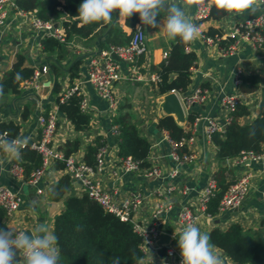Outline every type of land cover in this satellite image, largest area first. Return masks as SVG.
<instances>
[{"label":"crops","instance_id":"obj_1","mask_svg":"<svg viewBox=\"0 0 264 264\" xmlns=\"http://www.w3.org/2000/svg\"><path fill=\"white\" fill-rule=\"evenodd\" d=\"M258 7L253 11H245L237 14L227 13L220 19L204 18L195 19L196 5L186 6V16L193 22H199L200 35L190 42L189 48L195 50L198 55L197 65L193 68L192 81L186 92L192 91L197 84H205L210 87L206 98L192 105L185 104L186 113L195 111L198 119L190 124L186 120L179 121L186 129L192 128L195 140L188 143L192 158L182 161L180 164L171 157V143L166 138L164 129L158 127V118L165 114L161 101L165 94H160L154 82L137 79L129 70V64L121 61L122 77L116 82L114 92L116 104L110 105L109 101L102 98L94 85L88 81V70L92 56L101 48L100 36L92 40H83L74 37L67 43L68 54L62 60L64 71L57 74L49 65L48 56L40 45L36 31L30 24V17L12 9L9 12L7 21L0 26V79L3 73L15 62L18 53L26 55L25 64L30 66H41L48 64L47 72H42L39 85L36 83L22 85L18 93L0 92V121L14 120L22 125L19 137L35 140L40 135L38 115L41 112L55 110L59 111V122L54 136L57 147L63 149L68 138L80 136V148L74 152L79 157L85 158L86 146L92 142L97 135L103 136L105 144L104 167L97 172V176L103 179L105 185L114 193L116 199L123 200L127 197L139 195L141 202L134 209V216L139 222L155 223L160 229L171 233L178 232L177 216L182 206L190 205L195 208L200 217L197 227L201 232L209 233L213 228L226 229L231 223L239 222L252 235L264 237V200L262 192L264 189V152L257 160L239 161L236 157L219 161L216 158V144L208 138L207 118L214 117L224 121L228 116L227 109L223 106L221 96L225 92H237L242 102H245L250 113L240 118L242 124L250 123L259 115L264 107V45L256 47L249 40L240 41L238 48L231 54H224L218 45L207 44L203 38L202 31L210 26L228 33L233 25L245 18L264 12V2L257 0ZM119 20L124 23L125 18L118 15ZM165 17L157 18L163 22ZM149 49L144 55L145 75L151 71L152 63L160 62L165 51L171 45L163 27L151 28L145 26ZM81 55L80 76L73 80L78 83L80 90L89 100V113L92 116L91 126L85 131L76 130L65 113L60 111L56 97L64 91L71 83L69 67L73 57ZM242 74L254 73L259 75V88L251 92H242L236 85L238 70ZM57 83L59 91L56 92ZM122 102L131 103V109L136 115L141 130L151 141L150 163L153 166L161 167L165 172L175 166L179 172L175 177L170 176H146L144 171L137 170L129 173H122L119 168V147L116 135L112 132L113 117L119 110ZM31 103V105H30ZM27 111L28 116L24 118L23 113ZM227 125V124H226ZM14 162H22L20 159H12L3 148L0 153V184L21 192L23 202L13 214L7 215V224L17 231H27L35 228L38 224H44L50 234L54 235V217L64 208L62 200H51L47 193L49 186L56 181L65 170L56 167V161L46 170L41 185L44 187L42 193H38L35 186L29 183L28 179L15 177L9 170ZM221 164L231 168V181L237 179L242 173L250 171L251 188L243 202L224 211L215 214H208L200 209V199L208 180L214 175ZM174 188L171 193L167 187ZM83 188L73 180L69 193L80 194ZM171 202L173 207L161 215H154L158 205ZM56 247L58 248L57 244ZM59 250V249H58ZM214 252L223 261V264H234V261L223 251L213 245ZM169 257L159 250H151L146 253L144 263L165 264Z\"/></svg>","mask_w":264,"mask_h":264},{"label":"trees","instance_id":"obj_2","mask_svg":"<svg viewBox=\"0 0 264 264\" xmlns=\"http://www.w3.org/2000/svg\"><path fill=\"white\" fill-rule=\"evenodd\" d=\"M83 0H19L20 8L32 10L43 19L60 21L66 34L67 41L61 42L56 37L46 36L42 39L43 50L48 56L51 68L60 74L65 67L62 62L68 54L67 43L74 37L83 40H92L100 36L101 47L109 44H125L129 42L136 25L141 23L139 14L134 13L125 18L122 23L118 18V12L113 11L110 22H93L81 25L78 8ZM228 12L211 7L208 18L220 19ZM165 17L161 12L160 17ZM198 21L196 24L199 25ZM207 35H221L223 30L210 26L203 30ZM233 36H226L219 41L220 46L226 47L234 41ZM190 42L181 43L179 38L171 40L168 53L158 63H152L150 69L159 74V81L155 82L160 94L171 92L172 89L184 92L192 81L193 68L197 65L198 55L195 50L189 48ZM26 55L18 53L15 62L6 70L0 79V92L18 93L22 82L31 78L35 67L25 64ZM83 59L81 55L72 58L69 67V76L72 86L73 80L80 76V66ZM138 64L142 70L144 56L140 57ZM241 82L238 90L251 92L259 88V75L254 73L241 74ZM57 83L55 90L59 91ZM58 94L56 101L60 111L65 113L72 122L74 128L85 131L91 126L92 116L83 110L81 102L83 94L74 92L68 97L61 98ZM131 103L122 102L119 110L113 117V124L118 126L119 134L115 136L120 156L131 155L139 160L140 170L145 171L152 167L149 156L151 153V141L143 134L136 115L131 109ZM46 113L48 111H45ZM250 113L249 106L239 100L236 109L231 113V120L224 132L212 133V141L216 144V158L219 161L231 157H238L242 151L264 152V107L250 123L242 124L240 118ZM28 116L27 111L23 113ZM198 114L190 111L187 114V122L192 124ZM22 125L14 120L0 121V135L5 133L8 140H13L20 135ZM158 127L164 129L176 141L183 136L191 135V129H186L179 123L173 114H163L158 118ZM32 140L21 149L22 164L25 177L41 166V153L31 146ZM105 144L103 136L97 135L86 146L85 159L96 163V155L99 148ZM81 145V137L68 138L63 151L70 155L77 151ZM179 152H191L187 145L179 147ZM63 160L56 161V167L64 168ZM231 168L221 164L215 171L214 177L218 186L214 194L207 201V212L215 214L219 210L220 200L230 185ZM234 181V180H233ZM72 185L68 173L61 175L54 181L47 193L51 200H62L64 208L54 217V235L57 238L59 249V264H152L144 263L146 254L141 246L142 237L130 220H122L114 212L104 208L97 200L89 196L86 190L80 194L69 193ZM7 212L0 206V227H9L7 224ZM183 231V230H182ZM179 231L175 233L171 246L178 248ZM210 243L223 251L234 261V264H264V237L252 235L244 229L239 222L231 223L226 229L213 228L209 233ZM162 254L168 253V246L162 245Z\"/></svg>","mask_w":264,"mask_h":264},{"label":"built area","instance_id":"obj_3","mask_svg":"<svg viewBox=\"0 0 264 264\" xmlns=\"http://www.w3.org/2000/svg\"><path fill=\"white\" fill-rule=\"evenodd\" d=\"M18 1L19 0H0V26L6 23L10 10L15 9L20 13L30 17V24L36 31L41 46H43L42 39L46 36L56 37L61 42L67 41L66 34L60 21L43 19L37 15L36 8L32 10L20 8ZM261 2H264V0H261ZM210 9L211 8H209L207 0L205 3L196 6L195 19L200 20L207 18L209 16ZM202 35L207 44L218 45L224 54H231L236 51L240 41L243 39L249 40L256 47L262 46L264 45V12L258 13L257 15L251 17H245L237 21L228 33L212 36L202 32ZM226 36H233L235 39L226 47L220 46L219 41L221 38ZM148 49L149 44L146 28L145 26L141 25V23H139L133 30V34L129 42L125 44H109L106 47L99 48V50L91 58L88 70V81L94 85L102 98L109 101L110 105L116 104L114 88L116 82L123 76L121 61L129 64V70L133 72L137 79H144L154 83L159 81L160 76L158 73L150 72L148 75H145L137 65L139 58L144 56L148 52ZM167 53L168 52L165 51L164 56H166ZM114 54L117 55L118 58H116ZM48 69V64H42L41 66L35 67L33 76L31 78L25 79L21 86L32 83L39 85L38 82H40V76L42 72H47ZM241 74L242 69H239L238 75L236 77L237 86L241 82ZM172 91L179 94L185 108V104L192 105L202 102L210 92V87L205 84H197L190 92H181L175 89H172ZM74 92L82 93L78 83H74L72 86H68L64 91H62L61 98L63 99L68 97ZM82 94L84 95V93ZM239 100L240 99L237 92H225L221 96L222 104L229 112L226 118L227 125L231 120V113L236 109ZM81 106L83 110L89 112V100L86 95L83 96ZM198 116L194 122L198 119ZM206 118L207 134L209 139L212 140L213 132L225 131L227 125L224 123V121H219L214 117ZM59 119L60 116L57 109L49 110L47 113L41 112L38 115L40 135L35 140H32L31 146L41 153L42 164L33 170L29 177H27L29 183L36 187L38 193H42L44 191V187L41 185V182L47 168L53 162L57 160H63L65 162V166L63 168L65 172L70 175L72 181H77L83 190L88 192L90 197L97 200L107 210L114 212L122 220H130L133 222L136 230L142 237L141 246L145 254L151 250H159L162 245H167L168 253L166 255L169 257V259L165 261V264H181L180 249L171 246V241L165 244L158 242L163 230L160 229L155 223L149 224L145 222H139L135 218L133 213L134 209L141 202L139 195L118 200L116 199L114 193L105 185L103 179L97 176V172L103 169L105 163L104 153L106 149L104 146L99 148V151L96 155L95 164L89 163L85 158L79 157L74 153L65 155L63 149L56 146L54 142V136L58 127ZM111 129L114 135L119 134L117 125L112 124ZM189 129L192 131V128ZM164 132L166 133V138L171 143V157L176 162V164L178 165L182 161L190 160L193 156L192 153H181L179 152V147L183 145H187L188 147V143L195 140L193 131L191 135L183 136L179 141L171 138L166 130H164ZM0 136H5V133H2ZM17 138L20 137L17 136L14 139ZM260 157H262V153H256L254 151H242L241 155L236 158L239 161H251L257 160ZM119 168L122 173L137 171L140 170V162L131 155L124 157L119 155ZM9 170L15 177L20 178L25 176L24 166L21 162L12 163L9 167ZM178 172V166H175L167 172L158 166H153L150 169L144 171L146 176L157 175L164 177H175ZM251 177L252 173L250 171H246L230 183L220 200L218 211H224L228 208L236 207L243 202L251 188ZM217 186V179L212 176L202 191L200 209L206 213H208L206 210L207 201L214 194ZM173 188L174 187L170 185L166 190L168 193H171ZM262 197L264 200V189L262 192ZM22 202L23 196L21 192L16 191L7 185L0 184V206H3L6 209L8 216H13V214L16 213V211H18L20 208ZM172 207L173 204L171 202L160 204L154 210V215H161L165 211L170 210ZM199 217L200 213L195 208L191 207L190 205L182 206L176 219L178 230H184L188 224L197 225Z\"/></svg>","mask_w":264,"mask_h":264},{"label":"clouds","instance_id":"obj_4","mask_svg":"<svg viewBox=\"0 0 264 264\" xmlns=\"http://www.w3.org/2000/svg\"><path fill=\"white\" fill-rule=\"evenodd\" d=\"M206 0H83L78 8L81 25L112 19L113 11L122 18L139 14L141 25L151 28L163 27L169 39L188 43L200 35V28L185 14L186 6H199ZM209 8L215 7L228 13L255 11L257 0H207ZM161 12L163 22L158 21ZM29 138L8 140L0 136V148L12 159H20L21 149ZM57 238L50 234L44 224H38L29 231H17L13 227H0V264H59ZM178 247L181 264H223L214 252L210 236L201 232L195 224H188L179 234ZM118 264V261H114Z\"/></svg>","mask_w":264,"mask_h":264},{"label":"water","instance_id":"obj_5","mask_svg":"<svg viewBox=\"0 0 264 264\" xmlns=\"http://www.w3.org/2000/svg\"><path fill=\"white\" fill-rule=\"evenodd\" d=\"M114 56L118 58L117 55L114 54ZM262 91H263L262 105H264V87H262ZM161 106L165 114H173L175 115L176 119L181 122H184L186 120V111L184 108V104L180 99L178 93L173 91L166 93L163 97V100L161 101ZM247 162H250V160H247ZM29 230L31 229H28L27 231ZM173 237L174 236L171 233L163 231L160 235L158 242L161 244L169 243L170 241H172Z\"/></svg>","mask_w":264,"mask_h":264},{"label":"rangeland","instance_id":"obj_6","mask_svg":"<svg viewBox=\"0 0 264 264\" xmlns=\"http://www.w3.org/2000/svg\"><path fill=\"white\" fill-rule=\"evenodd\" d=\"M30 105H31V103H30ZM143 132V131H142ZM143 134H144V132H143Z\"/></svg>","mask_w":264,"mask_h":264}]
</instances>
